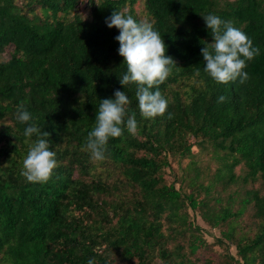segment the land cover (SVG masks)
Listing matches in <instances>:
<instances>
[{"label": "trees", "instance_id": "1", "mask_svg": "<svg viewBox=\"0 0 264 264\" xmlns=\"http://www.w3.org/2000/svg\"><path fill=\"white\" fill-rule=\"evenodd\" d=\"M114 10L152 22L176 61L159 86L164 116L143 118L136 85L119 82L127 66L119 30L106 24ZM208 14L259 47L246 83L218 84L204 71ZM116 90L131 100L138 132L109 138L107 159L95 162L87 134ZM20 102L56 153L59 166L43 184L21 175L37 137L23 134ZM184 160L177 173L172 164ZM189 209L218 230L221 261L200 254L207 242ZM89 258L264 264V0H0V264Z\"/></svg>", "mask_w": 264, "mask_h": 264}, {"label": "clouds", "instance_id": "2", "mask_svg": "<svg viewBox=\"0 0 264 264\" xmlns=\"http://www.w3.org/2000/svg\"><path fill=\"white\" fill-rule=\"evenodd\" d=\"M203 19L213 37L210 47L201 49L206 62L204 71L218 84L246 83L250 79L245 71L246 62L259 55V47L254 46L252 39L235 27L231 20H224L214 14L204 15ZM106 24L109 28L119 30V35L114 39L119 42L118 54L127 66V71L119 78L120 84L123 87L136 85L138 107L143 118L164 116L169 100L162 95L159 86L172 75L177 64L171 56L166 55V45L161 34L155 30L152 22H138L125 11L114 10L106 18ZM226 99L221 95L217 102L223 103ZM130 104L129 97L120 90L114 92V98L101 100L95 118L96 125L88 132L85 145L93 161L102 162L107 159L109 138L121 137L125 128L130 134H137L135 114H128ZM16 119L27 125L23 133L25 137H37L30 144L21 175L30 183H46L59 166L56 153L50 150V133L37 126L32 114L25 109L24 102L17 106ZM168 119H172V113H168ZM87 264H98V261L89 258Z\"/></svg>", "mask_w": 264, "mask_h": 264}, {"label": "rangeland", "instance_id": "3", "mask_svg": "<svg viewBox=\"0 0 264 264\" xmlns=\"http://www.w3.org/2000/svg\"><path fill=\"white\" fill-rule=\"evenodd\" d=\"M136 6H137V8H140L141 7L140 1L137 3ZM3 57H7V54H5ZM200 155H203V154H200ZM185 162H186L185 160L181 164H178V163L174 162L172 164V166H173L174 170L177 173H180L181 172V166ZM213 164H212V166H213ZM172 177H174V176L173 175H170V174H167V179L169 181L172 180ZM177 186H178V184H177ZM189 214H190V217L193 218V219L195 218L196 223L198 225H200L201 228H203L202 236L204 237V239L207 242V245L204 247V249L200 250V254L203 255V256H209L211 258H215V259L221 261L222 258H223L222 253L224 251V248H223V246H220V245L215 244V238L217 236H219L218 230L217 229H211V228H209V226H207L206 223H204L203 220H201V218L199 217V215H198L197 212H193V211H191L189 209ZM229 250H230V252L232 254L235 253L233 246H230L229 247Z\"/></svg>", "mask_w": 264, "mask_h": 264}]
</instances>
